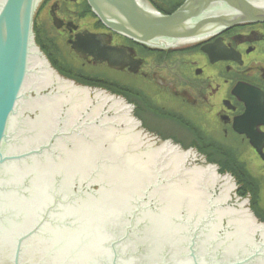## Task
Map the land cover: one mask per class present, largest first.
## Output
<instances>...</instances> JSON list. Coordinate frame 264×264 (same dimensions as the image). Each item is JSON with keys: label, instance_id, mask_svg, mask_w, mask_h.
Returning a JSON list of instances; mask_svg holds the SVG:
<instances>
[{"label": "water", "instance_id": "1", "mask_svg": "<svg viewBox=\"0 0 264 264\" xmlns=\"http://www.w3.org/2000/svg\"><path fill=\"white\" fill-rule=\"evenodd\" d=\"M89 1L113 30L152 46L264 22V0H186L172 15L138 0ZM41 2L0 0V264H264V223L251 195L236 194L242 183L193 148L154 140L122 95L63 77L35 40ZM97 39L77 37L73 49L116 67L115 48ZM18 189H78L60 203L76 231L39 225L23 247L42 203L19 202ZM75 236L87 241L81 251Z\"/></svg>", "mask_w": 264, "mask_h": 264}, {"label": "flooded vegetation", "instance_id": "2", "mask_svg": "<svg viewBox=\"0 0 264 264\" xmlns=\"http://www.w3.org/2000/svg\"><path fill=\"white\" fill-rule=\"evenodd\" d=\"M138 1L147 8L151 5L171 13L186 0ZM47 3L52 23L41 28L48 35L45 37L60 48L57 56L60 60L104 80L126 85L123 91L133 114L150 137L217 151L220 153L214 156L220 160L243 161L252 179L255 178L254 182L249 181L251 203L264 218V22L236 24L198 41L152 46L113 30L89 8L88 0H47ZM54 18L61 20L59 26ZM77 37H96L100 46L115 48L112 60L117 66L97 61L89 54L79 55L73 49ZM14 123H18V117ZM15 139L17 146L18 135ZM15 166L18 168V164ZM33 182L31 176V187ZM18 190L19 202H25L22 198L25 195L30 204L32 200L42 203L38 222L18 238L39 229L44 233L49 230L46 227L60 222L70 232L76 231L72 227L76 220L66 213L69 203L65 206L60 203L74 202L78 189L68 193V189H47V197ZM32 236L24 239L23 247ZM75 237L81 251L87 241ZM26 247L22 254L29 258L32 244ZM26 263L33 264L28 259L20 262Z\"/></svg>", "mask_w": 264, "mask_h": 264}, {"label": "trees", "instance_id": "3", "mask_svg": "<svg viewBox=\"0 0 264 264\" xmlns=\"http://www.w3.org/2000/svg\"><path fill=\"white\" fill-rule=\"evenodd\" d=\"M34 31L36 33L37 44L41 47V49L44 51V53L49 58L52 65L59 71L60 74H62L63 76L67 78L76 80L78 83H81L83 85L105 88L108 91L110 90L112 93H115L117 95H123L129 101L127 93L123 91L126 85L116 82V81H112V80H104L94 74L86 73L83 70V68L75 67L72 65V63H69L68 61L64 62L60 60L59 59L60 57L58 58L57 56L60 55L59 53L61 52V50L59 47L55 45V43H53L52 40L45 37V36H48L46 31L42 29L41 27H34ZM50 46H51V50L48 49V47ZM52 51L54 53H52ZM51 53L54 54V56ZM182 147L184 149L195 147L201 154L205 155L206 158L212 162H215V161L218 162L220 160L216 158L217 156H213L212 154L207 152L206 148H202V147L195 146V145L185 146V147L182 146ZM224 161L232 163V166L230 165L223 166L219 170V172L223 174L227 171H230L232 175L235 176V178H237L240 181V183L243 184V186L238 190L239 196L246 197L248 194H250V190H251L247 188L249 185V180H248V175H247L248 172H247L246 167L244 166V164H242V161L235 159V158H228ZM251 205L253 204L251 203ZM255 214L258 217H260L258 213L255 212Z\"/></svg>", "mask_w": 264, "mask_h": 264}, {"label": "rangeland", "instance_id": "4", "mask_svg": "<svg viewBox=\"0 0 264 264\" xmlns=\"http://www.w3.org/2000/svg\"><path fill=\"white\" fill-rule=\"evenodd\" d=\"M47 2V0H42V2L40 3V5H39V8L37 9V11H36V13H35V15H34V18H33V21H34V23L33 24H35V26L36 27H43V26H46V27H49L50 26V24L52 23H50V21H49V19H48V17H49V15H48V9H47V4L48 3H46ZM96 14V13H95ZM97 15V14H96ZM98 16V15H97ZM98 18H100L99 16H98ZM60 19L59 18H57V20L54 18V23L57 25V26H59V23H60ZM103 22V21H102ZM248 22H254V21H248ZM248 22H240L239 24H243V23H248ZM234 25H236V24H234ZM234 25H231V26H234ZM231 26H229V27H231ZM98 71V70H97ZM114 77V76H113ZM116 80H121L122 82H124V83H127V81H125V80H123V79H121V78H118V77H114ZM123 96V95H122ZM124 97V96H123ZM128 101V100H127ZM185 147V146H184ZM207 152H209L210 154H212L213 156L214 155H217V154H219V153H217V151L216 152H212L211 150H206ZM214 151H215V149H214ZM217 159H220V157H216ZM228 159V158H227ZM211 164H214V163H216V161L215 162H212V161H210L209 159H207ZM218 164H219V166H220V168L218 169V170H220L223 166H226V165H230V166H232V163H230V162H225L224 161V159H222V160H219L218 162H217ZM240 163V162H239ZM242 164H244V166L246 167V169H247V172H248V168H247V166H246V164L242 161ZM228 173H230L231 175H232V173L230 172V171H227ZM226 173V172H225ZM221 174V173H220ZM247 175H248V180L250 181V182H254V180H255V178H253V179H251V173L249 172V173H247ZM233 176V175H232ZM235 177V176H234ZM235 182L236 183H238V184H240V181L237 179V178H235ZM243 186V184L242 185H240V186H238L237 188H236V190H235V192H237V189L239 190L241 187ZM247 188H249V185H248V187ZM249 189H251V188H249ZM249 207H251L253 210H254V212H256V213H258V210H257V207L256 206H254V205H251V198H250V205H249ZM258 215H259V213H258ZM257 216V215H256ZM260 216V215H259ZM258 217V216H257ZM261 217V216H260ZM260 217H258V219L261 221V222H264V219L263 218H260Z\"/></svg>", "mask_w": 264, "mask_h": 264}, {"label": "bare ground", "instance_id": "5", "mask_svg": "<svg viewBox=\"0 0 264 264\" xmlns=\"http://www.w3.org/2000/svg\"><path fill=\"white\" fill-rule=\"evenodd\" d=\"M88 2H89V8H91L94 12H95V10L93 9V5H92V3H90V1L88 0ZM186 2V1H185ZM185 2L184 3H182L178 8H174L172 11H171V13H164V12H161L160 10H158L160 13H162V14H165V15H172L176 10H178L182 5H184L185 4ZM47 3V2H46ZM47 7H48V4H47ZM96 13V12H95ZM97 14V13H96ZM98 15V14H97ZM99 16V15H98ZM100 17V20L101 21H103V19H102V17L101 16H99ZM104 22V21H103ZM33 23H34V21H33ZM105 23V22H104ZM106 24V23H105ZM237 24H239V23H237ZM33 27H36L35 26V24H33ZM43 27H46V26H43ZM218 173H219V171H218ZM237 195H239L238 193H236ZM260 221V220H259ZM261 222V221H260ZM260 222H258V221H256V223H260Z\"/></svg>", "mask_w": 264, "mask_h": 264}]
</instances>
